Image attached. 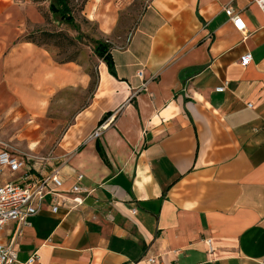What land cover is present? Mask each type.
Masks as SVG:
<instances>
[{"label": "crops", "instance_id": "0c3cea01", "mask_svg": "<svg viewBox=\"0 0 264 264\" xmlns=\"http://www.w3.org/2000/svg\"><path fill=\"white\" fill-rule=\"evenodd\" d=\"M133 2L86 4L117 75L98 61L92 90L85 65L24 41L46 25L38 5L0 0V152L19 147L36 177L60 170L66 191L83 175L91 192L76 211L54 214L47 199L0 239L21 264H264V11L149 0L128 28ZM20 177L5 171L0 186Z\"/></svg>", "mask_w": 264, "mask_h": 264}, {"label": "built area", "instance_id": "2783aa9c", "mask_svg": "<svg viewBox=\"0 0 264 264\" xmlns=\"http://www.w3.org/2000/svg\"><path fill=\"white\" fill-rule=\"evenodd\" d=\"M255 4L264 11V0H255ZM226 14L233 23L234 28L241 33L246 32V24L240 14L232 9H227ZM252 63L251 54L241 58V65L248 67ZM141 73L139 78H143ZM225 87L217 89L223 92ZM104 129L98 128L94 137L98 138ZM8 171L11 175L21 174L18 181L9 182L0 186V232L10 223L18 227L17 234L20 235L23 228L31 227L30 219L37 216L46 205L47 199H51V212L57 214L60 209L76 211L84 205L85 197L90 196L83 188L84 176L76 174V182L69 189L64 190V180L60 170H55L45 177H36L31 174L29 162L26 158L14 154L5 149L0 152V174ZM209 256H213L215 250L211 240L206 241ZM18 251L13 244L6 245L0 239V264H21ZM38 261L35 254L24 264H34ZM149 264H155V260H149Z\"/></svg>", "mask_w": 264, "mask_h": 264}, {"label": "rangeland", "instance_id": "374dc122", "mask_svg": "<svg viewBox=\"0 0 264 264\" xmlns=\"http://www.w3.org/2000/svg\"><path fill=\"white\" fill-rule=\"evenodd\" d=\"M89 0H72V8L77 20L80 25V32L82 34V41H78L79 32L72 30L66 26H57L55 24L45 25L42 28L34 29L35 36L33 40L37 43L46 47L54 57L61 62L66 61H77L86 66L88 71L94 70L99 71L98 60L95 59L93 54V44L92 39H97L99 37L98 27L96 24L90 22L84 16V9ZM149 0H134L132 3V10L125 13L122 18V25L128 28H133L137 19L140 17L142 9L146 2ZM50 0H47L49 3ZM46 8V7H45ZM52 23V22H51ZM49 31L52 33H61L62 37L53 40H43L40 36V32ZM31 32V33H33ZM30 33V34H31ZM4 150L8 149L14 154L20 156L23 151L19 147L15 146H3Z\"/></svg>", "mask_w": 264, "mask_h": 264}, {"label": "trees", "instance_id": "16d2710c", "mask_svg": "<svg viewBox=\"0 0 264 264\" xmlns=\"http://www.w3.org/2000/svg\"><path fill=\"white\" fill-rule=\"evenodd\" d=\"M30 1L33 4L39 6L40 11L44 14V19L47 25L55 24L60 27L62 26L69 27L72 30L80 33L77 40L79 42L82 41L83 36L80 32V25L77 23V20L73 12L72 0H50L48 8L43 7V5L47 3V0H30ZM34 36H35L34 32L31 34H28L27 36H25L24 41L36 44L39 47H44L43 45L33 40ZM40 36L43 40L48 41V40L61 38L62 34L52 33L49 31H42L40 32ZM92 44H93V54L95 56V59H97L98 61H101L102 63L106 65L110 75H112L113 77H117L114 59L112 55V52H113L112 44L109 41L101 37H98L97 39H92ZM58 62L61 64H66V63H72V62H77V61L71 60V61H66V62H61V61H58ZM88 73L90 74L91 79H92L91 89L93 90L98 83V74L94 70L88 71ZM109 116L110 114H107L106 118H108ZM103 121L100 123V126L103 124ZM102 156L104 157L103 154Z\"/></svg>", "mask_w": 264, "mask_h": 264}]
</instances>
